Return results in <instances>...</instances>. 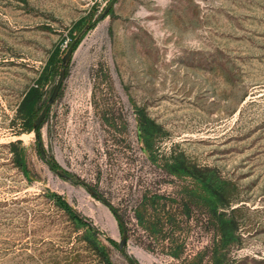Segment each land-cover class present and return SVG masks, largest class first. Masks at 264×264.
I'll use <instances>...</instances> for the list:
<instances>
[{
    "label": "rangeland",
    "instance_id": "obj_1",
    "mask_svg": "<svg viewBox=\"0 0 264 264\" xmlns=\"http://www.w3.org/2000/svg\"><path fill=\"white\" fill-rule=\"evenodd\" d=\"M110 1L0 0V264H264V0Z\"/></svg>",
    "mask_w": 264,
    "mask_h": 264
},
{
    "label": "trees",
    "instance_id": "obj_2",
    "mask_svg": "<svg viewBox=\"0 0 264 264\" xmlns=\"http://www.w3.org/2000/svg\"><path fill=\"white\" fill-rule=\"evenodd\" d=\"M96 12H97V5L90 11V15H89L90 22H87L84 27H86L87 25H90L91 27H93L95 25L96 20L98 19V17L96 19L94 18ZM110 12H111V10L109 11V13ZM82 35L73 38L72 42L75 41L74 50L77 48V46L81 42ZM58 53H59V48L55 51V53L53 55L50 56L46 66L44 68V71H43V74L45 75V78H48L51 75L57 74L58 72H60L61 68L64 66V63L62 62V55L58 56ZM42 95H43V93L39 89L38 85L31 86L27 90V92L25 93V96H24V98L21 101L20 108L21 109H25V108L31 107L32 105L38 104L40 102V100L42 99ZM39 116L40 115H38L37 112H34L31 115V117H32L31 118L32 119V127H34V124L39 119ZM50 164H51V167L53 169H55V170L58 169V167H59L55 162H50ZM58 201H59L60 205L65 210H67L74 218H78L79 219V215L73 210L71 205H69L60 196L58 197ZM110 207H113V206L110 204Z\"/></svg>",
    "mask_w": 264,
    "mask_h": 264
},
{
    "label": "water",
    "instance_id": "obj_3",
    "mask_svg": "<svg viewBox=\"0 0 264 264\" xmlns=\"http://www.w3.org/2000/svg\"><path fill=\"white\" fill-rule=\"evenodd\" d=\"M117 0H111L103 14H102V17H104L105 15H107L109 13V11L113 8L114 4L116 3ZM87 27H90V25H88ZM85 31V29L83 30ZM74 44H75V41H73L71 43V45L68 47L66 53L64 54V56L62 57V61L64 63V65H66L71 59H72V55H73V52H74ZM65 74H66V71H65V68H62L61 71H60V74H59V79L53 89V92L48 100V102L46 103L45 107L43 108L40 116H39V119L37 120V122L34 124V130H35V137H36V140L39 141V143H41L40 141V127L52 105V103L55 101L56 97L58 96L60 90H61V87H62V84H63V81L65 79ZM59 174L65 176V177H68L70 178V176L66 173H63V172H60L58 171ZM81 183H83L84 185H86L89 189V191L95 195H97L100 199H102L107 205L110 206V203L108 202V200L106 198H104L100 193L97 192V190H95L91 185H89L86 181H81ZM112 209V211L117 215L119 216L118 212L116 209H114L113 207H110ZM124 226V225H123ZM127 242V229L126 227L124 226V234H123V238H122V241L120 242V248L123 249V246L124 244ZM130 261L133 263L132 259H130Z\"/></svg>",
    "mask_w": 264,
    "mask_h": 264
},
{
    "label": "bare ground",
    "instance_id": "obj_4",
    "mask_svg": "<svg viewBox=\"0 0 264 264\" xmlns=\"http://www.w3.org/2000/svg\"><path fill=\"white\" fill-rule=\"evenodd\" d=\"M138 253L141 255H146V253H144L142 250H140Z\"/></svg>",
    "mask_w": 264,
    "mask_h": 264
}]
</instances>
